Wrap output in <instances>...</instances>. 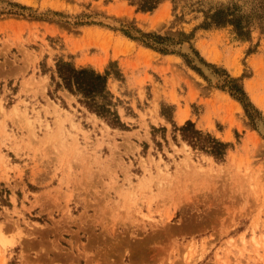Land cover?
I'll use <instances>...</instances> for the list:
<instances>
[{"label": "rangeland", "instance_id": "rangeland-1", "mask_svg": "<svg viewBox=\"0 0 264 264\" xmlns=\"http://www.w3.org/2000/svg\"><path fill=\"white\" fill-rule=\"evenodd\" d=\"M259 1L0 0V264H264V22L206 25ZM60 61L108 75L122 126Z\"/></svg>", "mask_w": 264, "mask_h": 264}, {"label": "trees", "instance_id": "trees-1", "mask_svg": "<svg viewBox=\"0 0 264 264\" xmlns=\"http://www.w3.org/2000/svg\"><path fill=\"white\" fill-rule=\"evenodd\" d=\"M133 4H137L140 10L151 11L154 10L159 3L163 0H130ZM259 19L260 23L264 22V0L259 1L254 8H252V15H241L231 8H220L217 11L207 15L206 25H226L232 24L236 27L238 33L242 36L248 35L250 31L247 27L252 23V19ZM264 31V24H262ZM125 33L135 40L143 42L146 46L158 49L162 52H170L169 42L167 37H163L152 33H143L142 36H134L129 30ZM58 74L60 77V85L65 86L73 94H77L81 97V102L85 104L91 111L96 112L99 116L108 120V122L114 126H122L120 118L117 112L112 111V95L108 89V75L102 74L93 68H77L74 64L66 61H60L58 63ZM231 83L234 85L233 89L237 93H241L243 96L238 98L244 104V107L249 112V107L253 106L252 103H246V93L242 85L239 83V79L232 78ZM235 96V95H234ZM248 99V98H247ZM254 107V106H253ZM250 113V112H249ZM252 117V116H251ZM253 118V117H252ZM254 119V118H253ZM195 127L194 123L187 122L182 128L185 131L186 128ZM184 139L189 141L194 146L201 145L202 148L213 154L216 158L220 159L226 153L227 144L212 138H210V144L207 145L203 142L202 132L193 129L192 135H186L183 133Z\"/></svg>", "mask_w": 264, "mask_h": 264}, {"label": "bare ground", "instance_id": "bare-ground-1", "mask_svg": "<svg viewBox=\"0 0 264 264\" xmlns=\"http://www.w3.org/2000/svg\"><path fill=\"white\" fill-rule=\"evenodd\" d=\"M210 50V49H209ZM250 89H251V87H250ZM252 90V89H251ZM255 98V97H254ZM236 106V105H235ZM178 119H179V121L180 122H183V121H185V115H184V113L183 112H180L179 114H178ZM230 134H228L227 135V137L229 136Z\"/></svg>", "mask_w": 264, "mask_h": 264}]
</instances>
